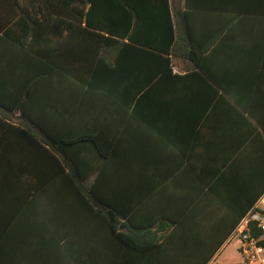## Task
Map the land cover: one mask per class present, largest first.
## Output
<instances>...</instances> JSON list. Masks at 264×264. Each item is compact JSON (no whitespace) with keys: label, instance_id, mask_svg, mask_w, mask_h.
<instances>
[{"label":"trees","instance_id":"obj_1","mask_svg":"<svg viewBox=\"0 0 264 264\" xmlns=\"http://www.w3.org/2000/svg\"><path fill=\"white\" fill-rule=\"evenodd\" d=\"M212 9H195L189 0L178 8L172 0H0V140L29 141L20 156L28 159L16 168L46 171L45 264L210 260L220 243L184 241L164 220L150 226L148 219L131 221L130 191L139 189L145 201L155 190L152 161L135 160L134 138L123 147L115 142L118 127L108 131L100 125L128 118L169 144L157 124L175 119L193 124L194 136L216 91H226L217 81L215 61L223 56L228 63L231 57L230 27L193 21L194 12ZM221 43L227 50L217 49ZM177 64L182 73L173 72ZM80 143L94 154L91 172L81 169L82 157L74 155ZM138 169L146 171L143 176L136 175ZM105 189L112 195L124 189L125 203ZM262 192L258 189L255 201ZM247 211L264 216V209H251V203ZM248 230L264 247V232L255 222ZM7 238L0 244V264H37L10 258L6 249L13 240Z\"/></svg>","mask_w":264,"mask_h":264},{"label":"crops","instance_id":"obj_2","mask_svg":"<svg viewBox=\"0 0 264 264\" xmlns=\"http://www.w3.org/2000/svg\"><path fill=\"white\" fill-rule=\"evenodd\" d=\"M172 1L177 8L182 4V0ZM189 4L195 9L213 8L211 14L194 12L193 21L230 27L231 40L229 62L223 56L215 61L220 66L217 81L226 91H216L214 105L197 125L194 136H190L193 124L175 119L157 124L173 146L128 118L113 124L104 121L100 127L108 131L118 127L121 133L115 142L130 147V138H134L135 148L130 151L135 160L152 161L150 175L155 190L145 201L139 199V189L130 191L134 200L128 215L131 221L148 219L150 226L164 220L173 223L184 241L220 243L206 264H258L241 256L231 228L239 224L249 203L251 209H264V192L255 201V193L264 189V0H189ZM222 45L217 49L227 50ZM223 65L226 68L221 70ZM173 72L182 73L181 65L174 66ZM28 144L23 140H0V244L7 235L13 240L6 249L10 258L28 260L27 263L37 259V264H45L41 245L44 248L48 231L46 171L44 167L16 168L24 167L21 159L28 158L20 156ZM175 145L181 147L182 155ZM75 146L74 155L82 157L79 167L93 171L94 154L89 145ZM102 170L105 173V167ZM139 172L138 169V177L146 171ZM112 191L105 189L110 197L124 204L125 190L114 189L115 195ZM30 241L37 244L29 246Z\"/></svg>","mask_w":264,"mask_h":264},{"label":"built area","instance_id":"obj_3","mask_svg":"<svg viewBox=\"0 0 264 264\" xmlns=\"http://www.w3.org/2000/svg\"><path fill=\"white\" fill-rule=\"evenodd\" d=\"M255 209H260V207L256 206ZM249 222H255L256 227L264 232V216L252 211L240 220L232 238L237 243L238 250L246 261L264 264V247L259 246L257 239L249 235Z\"/></svg>","mask_w":264,"mask_h":264}]
</instances>
